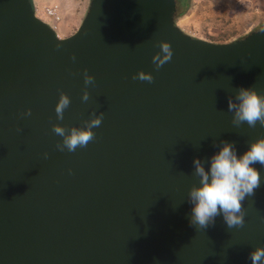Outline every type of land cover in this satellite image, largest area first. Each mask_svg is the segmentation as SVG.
<instances>
[{"label":"water","instance_id":"water-1","mask_svg":"<svg viewBox=\"0 0 264 264\" xmlns=\"http://www.w3.org/2000/svg\"><path fill=\"white\" fill-rule=\"evenodd\" d=\"M174 11V0H89L59 37L30 0H0V264H251L264 247L261 165L243 227L222 214L191 226L188 198L194 158L207 171L221 141L240 155L264 136L228 111L240 87L264 93V28L213 42L181 30ZM159 41L173 57L157 70ZM140 70L154 81L134 80ZM101 114L86 148L57 150L53 125L67 136Z\"/></svg>","mask_w":264,"mask_h":264},{"label":"clouds","instance_id":"clouds-1","mask_svg":"<svg viewBox=\"0 0 264 264\" xmlns=\"http://www.w3.org/2000/svg\"><path fill=\"white\" fill-rule=\"evenodd\" d=\"M157 46L160 51L152 56V62L158 70L171 61L173 49L168 41H159ZM72 59L75 61L76 57L73 56ZM132 78L149 83L154 81L153 75L143 70L138 71ZM84 83L95 85L94 77L89 75L87 70L84 72ZM81 99L84 102L89 100L87 91ZM70 103V97L61 92L55 105L57 120L64 119L65 110L69 108ZM228 111L233 113L232 124L236 127L245 123L249 128H256L258 124L264 127V93H258L255 88L240 87L234 100L229 99ZM23 115L30 116L31 109ZM102 120L103 114L93 115V118L85 122V128H73L67 136L63 127L53 125L52 131L64 137L62 144H56L57 150L75 152L78 148H86L95 140L93 129L99 127ZM221 144L219 151L210 158L207 171L199 158L193 160L199 186L193 185L188 193L192 205L189 223L197 229L213 226L216 217L221 214L228 229L243 227L246 214L244 201L253 196L261 185V173L253 165L264 167V136L251 142L247 150L240 155H237L234 142L221 141ZM44 156L47 158L48 154L45 153ZM249 258L251 264H264V247H257L250 253Z\"/></svg>","mask_w":264,"mask_h":264},{"label":"rangeland","instance_id":"rangeland-1","mask_svg":"<svg viewBox=\"0 0 264 264\" xmlns=\"http://www.w3.org/2000/svg\"><path fill=\"white\" fill-rule=\"evenodd\" d=\"M36 15L45 21L42 8L55 6L59 21L55 33H72L84 15L89 0H31ZM174 23L193 37L213 42L233 40L253 29L264 28V0H190L186 12Z\"/></svg>","mask_w":264,"mask_h":264},{"label":"built area","instance_id":"built-area-1","mask_svg":"<svg viewBox=\"0 0 264 264\" xmlns=\"http://www.w3.org/2000/svg\"><path fill=\"white\" fill-rule=\"evenodd\" d=\"M34 9V8H33ZM35 12V9H34ZM36 14V12H35ZM42 15L45 18V22L49 24L52 29L54 30L56 27L57 22L59 21V12L55 6L46 5L42 8Z\"/></svg>","mask_w":264,"mask_h":264},{"label":"trees","instance_id":"trees-1","mask_svg":"<svg viewBox=\"0 0 264 264\" xmlns=\"http://www.w3.org/2000/svg\"><path fill=\"white\" fill-rule=\"evenodd\" d=\"M174 1H175V11H174V18H175L183 15L186 12L190 0H174ZM30 2L32 3L31 0Z\"/></svg>","mask_w":264,"mask_h":264},{"label":"bare ground","instance_id":"bare-ground-1","mask_svg":"<svg viewBox=\"0 0 264 264\" xmlns=\"http://www.w3.org/2000/svg\"><path fill=\"white\" fill-rule=\"evenodd\" d=\"M41 19V18H40ZM44 21V20H43ZM47 23V22H46ZM49 25V24H48ZM50 26V25H49ZM51 27V26H50ZM52 28V27H51ZM56 29V28H55Z\"/></svg>","mask_w":264,"mask_h":264},{"label":"crops","instance_id":"crops-1","mask_svg":"<svg viewBox=\"0 0 264 264\" xmlns=\"http://www.w3.org/2000/svg\"><path fill=\"white\" fill-rule=\"evenodd\" d=\"M32 6H33V4H32Z\"/></svg>","mask_w":264,"mask_h":264}]
</instances>
